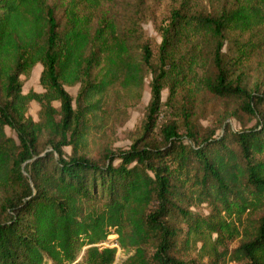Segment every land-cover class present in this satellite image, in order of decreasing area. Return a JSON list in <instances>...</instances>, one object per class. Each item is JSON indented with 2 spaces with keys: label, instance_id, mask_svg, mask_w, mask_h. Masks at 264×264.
<instances>
[{
  "label": "trees",
  "instance_id": "trees-1",
  "mask_svg": "<svg viewBox=\"0 0 264 264\" xmlns=\"http://www.w3.org/2000/svg\"><path fill=\"white\" fill-rule=\"evenodd\" d=\"M112 1L0 0V264H115L119 248L132 252L123 264H264V99L232 86L223 52L230 34L264 30V0H232L218 13L180 0L160 26L157 64L148 43L134 55L136 19L122 27ZM202 39L214 42L212 68L182 52ZM38 64L44 91L24 93L22 76ZM146 70L142 133L128 149L89 157L108 95L140 93ZM78 83L74 105L66 86ZM166 84L171 97L236 92L257 123L217 135L186 112L181 135L159 123ZM203 204L207 215L193 210Z\"/></svg>",
  "mask_w": 264,
  "mask_h": 264
},
{
  "label": "rangeland",
  "instance_id": "rangeland-1",
  "mask_svg": "<svg viewBox=\"0 0 264 264\" xmlns=\"http://www.w3.org/2000/svg\"><path fill=\"white\" fill-rule=\"evenodd\" d=\"M55 0H49L53 2ZM109 1V0H108ZM180 0H113L108 6L113 8L112 13L119 20L122 27L126 21L135 18L137 34L132 42L133 53L139 59L142 54L140 44L148 43L153 51V62L157 64L159 46L162 42L160 26L170 17L172 6H178ZM197 10L204 12H220L232 6V0H192ZM224 44V58L230 64L233 87H241L250 94L260 95L264 99V30L255 33H232ZM234 40H236L234 42ZM139 43V45L137 44ZM214 42L211 39H202L199 49L190 45L184 46L182 52L190 57L197 51L208 68L213 65ZM43 70L41 64L36 65L28 76H22L23 91L43 92L40 77ZM144 84L140 93L129 94L128 91L116 86L108 95L104 109L99 112L98 125L88 137L87 152L89 157L99 159L105 152H118L128 149L133 140L140 136L151 101L152 73L146 70ZM81 84L66 86L68 92L75 100L80 92ZM168 84L162 92L163 106L159 113V123L177 124L178 131L185 135L187 120L186 112L191 116L192 124L199 130L216 131L219 135L225 127L241 130L253 127L257 119L244 108V98L236 92L232 96H218L207 91L188 92L187 88L181 89L174 96H170ZM236 93V94H234ZM60 109V102H54ZM264 110V105L262 106ZM41 106L37 101H32L29 114L35 121L40 120ZM8 136L16 138L15 132L6 127ZM67 155L72 153V147L64 148ZM5 197L0 190V204ZM197 213L207 215L211 208L203 204L193 207ZM117 238V234L109 237ZM115 244V243H114ZM236 242L232 244L235 246ZM119 247L118 245H116ZM132 254L118 249L115 264H123ZM48 264H52L49 262ZM230 264H235L231 262Z\"/></svg>",
  "mask_w": 264,
  "mask_h": 264
},
{
  "label": "built area",
  "instance_id": "built-area-1",
  "mask_svg": "<svg viewBox=\"0 0 264 264\" xmlns=\"http://www.w3.org/2000/svg\"><path fill=\"white\" fill-rule=\"evenodd\" d=\"M112 245H117V244H112Z\"/></svg>",
  "mask_w": 264,
  "mask_h": 264
}]
</instances>
